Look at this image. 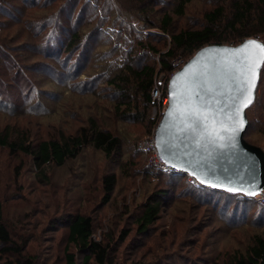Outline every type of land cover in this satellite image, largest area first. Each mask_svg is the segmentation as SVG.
Wrapping results in <instances>:
<instances>
[{
	"label": "rangeland",
	"instance_id": "1",
	"mask_svg": "<svg viewBox=\"0 0 264 264\" xmlns=\"http://www.w3.org/2000/svg\"><path fill=\"white\" fill-rule=\"evenodd\" d=\"M72 1H52V9L46 11L51 15L57 11L59 19L54 24L61 32L74 28L72 20L81 15L80 49L58 54L67 62L54 64L53 59H47L52 64L44 63L41 55L35 56L28 47L35 43L32 38L28 45H17L22 39L18 37L6 47L0 39V47L6 51V56L0 51V103L7 111L0 110V131L12 127L30 131L35 138L60 131L75 134L93 116L101 128L120 138L121 149L105 157L86 148L62 167L48 166L47 178L42 180L30 156L0 148L3 222L14 239L26 244L21 257L0 254V264H25L27 258L33 259L32 264H67L66 254L74 256L73 264H83L85 253L67 238L65 219L75 213L90 216L92 238L109 244L106 264H226L233 256L244 255L256 236L264 238V203L255 198L244 200L240 194L199 189L192 177L151 165L159 156L151 146L155 126H150L149 118L160 120L167 106L162 91L171 77L160 72L159 55L170 45L169 37L159 28L160 19L169 13L175 31L195 29L216 2L191 0L184 15L177 16L173 12L177 0L155 4L145 0L139 5L136 0H75L69 11ZM26 12L35 16V11ZM69 16L72 19L67 23ZM9 30L23 31L17 26ZM4 32L0 25V35ZM260 37L264 40V35ZM62 39L67 42L68 37ZM189 58H182L184 62L177 59L174 65L179 69ZM41 65L47 67L37 69ZM143 65L155 70L153 89L157 88L160 96L147 116V111H141L143 117L135 111L119 116L114 104L120 98L110 79L118 73L129 76L128 68L138 70ZM261 89L264 93V84ZM131 99L134 104L141 98L135 99L132 93ZM249 117L252 122L244 138L264 151V130L258 131V116L252 113ZM111 173L116 185L105 203L101 180ZM151 199L159 201V214L146 231L139 232L136 219ZM89 264L97 263L92 258Z\"/></svg>",
	"mask_w": 264,
	"mask_h": 264
},
{
	"label": "trees",
	"instance_id": "2",
	"mask_svg": "<svg viewBox=\"0 0 264 264\" xmlns=\"http://www.w3.org/2000/svg\"><path fill=\"white\" fill-rule=\"evenodd\" d=\"M13 5L3 4L0 1V19L8 16L7 21H0L1 28H5L0 39L6 47L7 42L16 41L18 37L22 39L17 45L23 43H31V38L35 43H31L28 47H32L36 55H41L44 63H50L47 59L67 62L68 59L60 60L58 55L62 51L73 52L74 49H80L83 39L82 19L81 15H77L73 19L74 28H66L65 32H61L55 27L54 22L59 19L56 13H48L49 8L52 9V1L55 0H13ZM135 1V0H131ZM158 0H149L150 4H155ZM191 0H177L174 6V13L177 16L184 15L185 7ZM216 6L204 12L199 27L193 29L176 30L172 27V17L169 13H164L160 19V29L167 37H169L170 45L166 52L159 55L160 72L172 75L178 68L174 65L177 59L184 62V58L192 57L200 48L207 45H237L249 38H257L264 42L261 35H264V0H214ZM73 0L69 7L72 8ZM139 4H143L145 0H136ZM220 2V3H219ZM78 3V2H77ZM75 3V5L77 4ZM147 3V2H146ZM228 3V6H226ZM35 11V16L26 14V10ZM18 12L20 15L14 13ZM56 14V15H55ZM97 18V16L95 17ZM69 19L72 17L69 16ZM80 21L79 25L78 22ZM94 23V20H91ZM57 22V21H56ZM17 26L22 28V32H11V27ZM68 37L67 42L62 38ZM30 38V39H29ZM55 46V48L52 47ZM0 47L4 56H6L5 47ZM57 49V51L55 50ZM63 49V50H61ZM183 58V59H182ZM1 59V56H0ZM52 64V63H50ZM43 65V64H42ZM40 66L42 69L47 66ZM42 67V68H41ZM129 76L118 73L110 79V84L117 90L120 98L114 104V111L117 115L123 116L131 111L143 117L141 111H147L146 116L151 114V109L155 105V101L151 98V92L154 86L155 70L147 65H143L140 69L135 70L128 68ZM264 84V69L260 73L259 83L256 89L255 101L246 111L248 119V128L250 127V117L252 113L257 115V123L264 130V93H262L261 85ZM128 86V89L125 87ZM139 101L131 102V94ZM0 92V97L3 94ZM162 96H167V89L162 91ZM3 99V97H2ZM259 99L262 103L259 104ZM1 102V101H0ZM141 102V105H139ZM259 105L258 109L257 106ZM253 109V110H252ZM0 110L5 111L0 103ZM252 110V111H250ZM250 111V112H249ZM248 112V113H247ZM249 114V116H248ZM149 118L150 126H155L158 119ZM154 127V128H155ZM248 130V129H247ZM257 131V132H258ZM93 148L100 151L105 157H112L121 149V140L109 129L101 128L97 119L93 116L87 118L76 131L75 134L58 132L57 135H46L45 137L32 136L30 131L4 128L0 131V148H5L10 154L21 153L32 158L33 167L39 178L44 180L47 178V167H62L69 160H74L80 156L86 148ZM175 174L174 172H169ZM183 176V175H181ZM102 191L104 193L103 202L108 203L113 194L116 185V176L111 173L103 176ZM199 189H208L211 192H222L207 187L197 185ZM226 193V192H222ZM229 194V193H226ZM155 196H158L157 193ZM244 200L247 198L241 195ZM160 211V203L155 199L147 201L143 207L141 215L136 219L139 232L146 231L147 228L156 221ZM2 203L0 202V254L6 256L21 257L24 252L25 242H18V238H13L11 231L3 222ZM66 223L68 229V243L73 244L78 251L85 253L83 264H89L93 258L97 264H106L108 258L109 244H102L92 238L93 220L90 216L75 213L67 214ZM16 234V233H15ZM17 239V240H16ZM1 256V255H0ZM67 264H73L74 256L66 254ZM33 259L27 258L25 264H32ZM7 264H12L8 262ZM226 264H264V238L256 236L253 239V245L244 255L233 256Z\"/></svg>",
	"mask_w": 264,
	"mask_h": 264
},
{
	"label": "water",
	"instance_id": "3",
	"mask_svg": "<svg viewBox=\"0 0 264 264\" xmlns=\"http://www.w3.org/2000/svg\"><path fill=\"white\" fill-rule=\"evenodd\" d=\"M255 41L237 45H207L197 50L170 77L167 106L154 130L160 159L175 173L192 177L198 185L254 198L264 189V151L245 140L246 111L255 101L264 61L256 70L252 103L239 116L230 97L236 95L234 77L246 74L247 61L264 56L258 49L239 51ZM243 128L233 139L226 129L236 119Z\"/></svg>",
	"mask_w": 264,
	"mask_h": 264
},
{
	"label": "snow or ice",
	"instance_id": "4",
	"mask_svg": "<svg viewBox=\"0 0 264 264\" xmlns=\"http://www.w3.org/2000/svg\"><path fill=\"white\" fill-rule=\"evenodd\" d=\"M248 49H258L260 53H264V45H260L255 41L249 42L244 45L239 51H247ZM264 61V56H260L256 59H249L247 61L246 74H243V78L240 76L234 77V80L237 82L234 89L236 95L230 97L232 99L235 113L239 116L243 108H247L252 103V89L255 87V76L256 70L259 68L260 63ZM243 128V120L236 119L233 123V126L226 129L229 133V139H233L235 135L238 134Z\"/></svg>",
	"mask_w": 264,
	"mask_h": 264
},
{
	"label": "built area",
	"instance_id": "5",
	"mask_svg": "<svg viewBox=\"0 0 264 264\" xmlns=\"http://www.w3.org/2000/svg\"><path fill=\"white\" fill-rule=\"evenodd\" d=\"M263 44H264V42H263ZM263 69H264V65H263ZM151 94H152V96L154 98L153 100L156 99V96H160V92H159V90L157 88L153 89L152 92H151ZM151 143H153L151 146L153 148V151L157 155V148H156V145H155V141L152 140ZM157 157H158V155H157ZM151 165H154V166L156 165V167L160 168L161 170H169L170 172H174L175 173V171L174 170H171L162 160H160L159 157L157 158V161L152 160ZM193 181L197 184V182L194 179H193ZM254 198H255V200H256L257 203L263 204L264 203V191L262 190Z\"/></svg>",
	"mask_w": 264,
	"mask_h": 264
}]
</instances>
